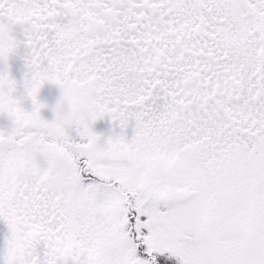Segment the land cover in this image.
<instances>
[{
    "label": "snow or ice",
    "instance_id": "snow-or-ice-1",
    "mask_svg": "<svg viewBox=\"0 0 264 264\" xmlns=\"http://www.w3.org/2000/svg\"><path fill=\"white\" fill-rule=\"evenodd\" d=\"M0 65L2 264H264V0H0Z\"/></svg>",
    "mask_w": 264,
    "mask_h": 264
},
{
    "label": "rangeland",
    "instance_id": "rangeland-1",
    "mask_svg": "<svg viewBox=\"0 0 264 264\" xmlns=\"http://www.w3.org/2000/svg\"><path fill=\"white\" fill-rule=\"evenodd\" d=\"M20 74V75H19ZM16 78L18 79H22V76H23V72L22 74L20 73V71H16ZM49 89L50 87L47 86V84L42 88L41 90V93H40V98L42 100L45 99V97H47L49 91H46V89ZM51 107L49 108H46L43 110V114L45 115L46 118L48 119H52L53 117L51 116ZM4 122V121H3ZM5 123L7 124L8 121H5ZM113 124L114 122L111 120L110 117H108L107 119H104V120H99L98 122H96L95 124V128L97 131H101V132H110L113 130ZM116 130L118 131L119 130V126L118 124L116 125ZM127 132H128V135L131 136L132 133H133V129L131 127H129L127 129ZM9 235V228H8V225L5 221L3 220H0V254H2L5 250V245H6V238L7 236ZM0 264H2V261H0Z\"/></svg>",
    "mask_w": 264,
    "mask_h": 264
},
{
    "label": "flooded vegetation",
    "instance_id": "flooded-vegetation-1",
    "mask_svg": "<svg viewBox=\"0 0 264 264\" xmlns=\"http://www.w3.org/2000/svg\"><path fill=\"white\" fill-rule=\"evenodd\" d=\"M10 63L12 65L11 70H12L14 75H16L17 70L20 71L21 74H22V72L24 73V71L26 70L25 62L23 60L22 55H18V56L13 57V59L10 61ZM3 67H5V66L0 65V68H3ZM47 86H49L50 88L46 89V91H49V93L47 94L48 96L45 97L44 101H46L49 105H54L56 103L59 95H60V89L58 86H56L54 84H47ZM104 119H107V118H104ZM104 119H101V120H104Z\"/></svg>",
    "mask_w": 264,
    "mask_h": 264
},
{
    "label": "trees",
    "instance_id": "trees-1",
    "mask_svg": "<svg viewBox=\"0 0 264 264\" xmlns=\"http://www.w3.org/2000/svg\"><path fill=\"white\" fill-rule=\"evenodd\" d=\"M51 116L54 118V113H53V112H51ZM3 121H4V122H3ZM5 121H7L6 118H0V124H2V125H6Z\"/></svg>",
    "mask_w": 264,
    "mask_h": 264
}]
</instances>
